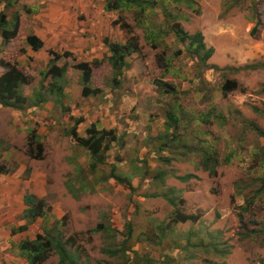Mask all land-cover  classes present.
Here are the masks:
<instances>
[{"label": "rangeland", "instance_id": "obj_1", "mask_svg": "<svg viewBox=\"0 0 264 264\" xmlns=\"http://www.w3.org/2000/svg\"><path fill=\"white\" fill-rule=\"evenodd\" d=\"M159 4L151 26L164 32L166 26L160 24L166 15L161 10H169L179 17H169L171 24L179 22L189 34L201 32L214 54L203 66L187 51L188 44L179 43L174 35L161 36L153 44L133 13L121 14L142 50L130 57L119 88L112 83L115 74L106 53L105 67L95 73V79L105 78V129L114 130L121 139L107 152V160L119 159L118 173L131 180L134 192L109 180L102 189L88 192L74 186L77 191L82 189L77 192L78 200L66 194L63 182H76L71 177L75 166H86L88 154L74 139L63 136L53 121L44 125L48 134L40 159L36 158L37 146L28 148L27 140L25 150H18L25 154L26 171L21 177L35 169L48 174L52 183L46 199L51 208L49 226H55L64 238L74 239L75 250L87 264H121L120 259L101 251L104 238L92 231L101 223L119 230L117 244L111 242L115 247L127 240L125 225L131 224L134 234L129 245L153 260L148 264L223 262L211 246H196L201 239L229 250L227 264H264V191L260 190L264 137L246 125L255 123L264 131V0H193L192 4L159 0ZM111 14L105 13V19L110 17L112 22L118 17ZM13 48V56L20 58L22 49ZM251 65L258 69H245ZM159 82L177 91L171 93ZM229 82H236L237 89L227 91ZM168 113L180 120L176 130L166 129ZM9 121V114L0 112V163L13 174L23 164L21 157L8 159L6 153L12 143H20L10 138ZM71 124L66 125L69 130ZM167 140L173 141V148L161 150ZM205 151L217 160L214 173L202 167ZM104 168L108 174L110 166ZM157 173L167 176L159 182L154 179ZM183 176L190 179L183 182L179 179ZM164 193L176 197L180 212L197 219L175 224L173 230H164L165 239L154 240L156 225L171 222L175 210ZM152 194L159 197H145ZM40 226L30 225L31 230L19 234L20 240L35 238L42 232ZM15 242L10 252L14 257ZM16 263L22 264L20 259L12 262ZM57 263L55 255L46 264Z\"/></svg>", "mask_w": 264, "mask_h": 264}, {"label": "trees", "instance_id": "obj_2", "mask_svg": "<svg viewBox=\"0 0 264 264\" xmlns=\"http://www.w3.org/2000/svg\"><path fill=\"white\" fill-rule=\"evenodd\" d=\"M8 2L9 0H2ZM179 2L181 0H175ZM185 2L192 4L193 0H185ZM160 8L159 0H106L105 11L114 12L117 14L116 20L112 22L113 26H119L121 29L127 31L128 39L126 42H116L109 38L104 39L105 47L107 51V61L114 71V78L112 83L116 87L121 86V80L124 78L126 70L130 67L128 59L137 53H140L142 47L137 36H135L132 31L131 26L123 19L121 14L123 13H133L134 20L137 25H144L147 39L151 42L156 43L157 39L161 36L168 37L174 35L176 40L181 44H188V52L192 54L193 57L201 65H206L207 61L212 58L214 54L213 48H208L204 36L201 32L196 34H189L186 32L179 22L175 21L171 24L169 17L174 20H179L178 16H173V14L166 9H162L166 15L161 22L160 27L166 26L164 32L158 30L151 26L152 16L157 13V8ZM162 25V26H161ZM19 30V16L14 17V21L9 23L7 21V16L5 13L0 12V34L3 38L4 45L10 43L14 38L18 36ZM162 34V35H159ZM27 44L33 48L35 51L44 48V42L37 36H29L27 38ZM50 60L48 68L41 72V79L39 80L38 88L33 91L32 94L26 95L25 88L32 85L34 77L26 75L17 66V64L11 62H0V64L7 69V71L0 76V105L5 108H11L14 110H22L25 108L38 107L46 102L52 101L56 105L64 106V100L66 98L65 87L68 83L67 72L70 68V64L67 59L73 58L70 53L59 54L53 50L49 51ZM66 59V60H64ZM76 62V59L73 58ZM105 63V58L94 60L92 63L80 62L73 64L72 68L79 70L82 73V96L85 98L94 96L97 97L102 95V90L92 87V77H93V67H101ZM245 69L256 70L257 65L245 66ZM51 79L50 83L47 85L45 82L47 79ZM158 85L166 86L169 88L171 93L177 91L174 86L164 84L159 82ZM228 90L234 91L237 89L236 82H229L226 86ZM226 91V90H225ZM65 110V108H64ZM169 120V121H168ZM167 120V131L171 129L176 130L180 124L179 118L174 113H168ZM81 119H76L74 125L69 130L68 134L75 140L78 147L82 148L84 151L89 152L90 164L88 167L83 168L79 165L78 172L80 176H83L84 183L88 181L92 183L91 186H81L82 189L88 191L94 190L95 186L101 182H108L109 180H116L120 185L129 188L134 192L135 188L131 180L118 173L119 159L114 160V163L108 162L107 152L111 149L112 145L120 141L116 132L114 130L103 129L100 130L93 124L86 129L84 136H80L77 131V125L80 123ZM253 131H255L260 137H264V131L259 128L255 123H250ZM35 139V138H34ZM33 138L30 139L29 147L32 148L34 141ZM172 140H167L162 143L160 149L163 150L164 147L167 149L173 148ZM38 154L36 158H41L43 153V145L38 143L37 145ZM228 162V161H227ZM262 166H264V159L262 161ZM110 166L109 173L106 174L104 166ZM217 160L213 158L211 152L205 151L204 159L202 161V167L206 171L214 173L216 171ZM12 172L11 168H7L6 165L0 163V174H9ZM166 173H157L154 179L160 182V180L165 179ZM92 177L93 180H90ZM183 182L190 179V176L179 177ZM260 190L264 191V180ZM67 188L71 193L75 192V198H78V193L81 190H76L73 185L67 183ZM258 192L257 194H260ZM145 197H159L158 194H152L151 196ZM163 197L175 208L170 219L171 222L163 224L161 226L156 225V237L165 239L167 235L164 230H173V225L186 223L189 221H196L197 217L193 215H186L179 210V204L176 201V197L171 196L169 193H164ZM25 203L28 208L24 212V219L28 223L24 226L14 228L12 234L16 235L28 230L29 225L35 223L38 219H43L44 221L49 220V213L51 208L48 206L44 199H39L33 194H29L25 197ZM240 222L242 223L244 217L240 216ZM125 230H127V240L122 242L119 247H115L117 244L116 234L119 232L114 226H105L104 223L98 225L94 233H101L103 239V247L101 249L102 253L108 254L112 258L120 259L121 264H148L153 260L150 259L148 255H142L138 250H135L136 246H130L129 242L133 238L134 229L131 224L125 225ZM264 231V230H263ZM105 239L108 243L105 244ZM114 241L116 244H112ZM153 239H150L149 244L154 245ZM152 242V243H151ZM138 243H142L138 241ZM76 241L72 238H64L60 231H57L55 226L44 227L42 232H39L34 239H25L18 244V254L25 261L26 264H46L53 256H58L57 264H87L83 262L82 255L75 250ZM211 246L215 254L223 258V262L219 264H227L225 260L226 256L229 254V250L221 249V244L217 242H205L201 239L199 244L196 246ZM188 248L185 247V250ZM170 260V258H168ZM85 261H88L87 257ZM172 261V260H171ZM169 261V263L171 262ZM103 264V263H101ZM218 264V263H212Z\"/></svg>", "mask_w": 264, "mask_h": 264}, {"label": "crops", "instance_id": "obj_3", "mask_svg": "<svg viewBox=\"0 0 264 264\" xmlns=\"http://www.w3.org/2000/svg\"><path fill=\"white\" fill-rule=\"evenodd\" d=\"M0 1V12L6 14L9 23L14 21L16 15L19 16V30L16 38L4 45L0 34V62L4 60L5 62L17 64L23 73L34 77L32 85L25 88L26 95L32 94L38 88L41 72L48 68L50 50L59 54H72L76 62L70 57L67 59L69 64H71L70 60L75 63H92L94 60L105 58V53L108 54V49L104 43L105 38L122 43L128 39L127 31L119 26H113V20L111 22L110 17L107 20L105 19V13H113L117 17L116 13L105 11L106 0ZM33 35L44 42L43 49L35 51L27 44V38ZM15 46H19L22 49L20 58L13 56L16 52V49L13 48ZM128 62L130 64V58ZM72 66L70 65L67 72L68 83L65 87L66 98L64 106L56 105L52 101L38 107L22 110L5 108L0 105V112L10 116V121L7 124L11 135L10 138L21 143H12V149L6 151L7 154H10L8 159H12L17 155V159L21 157L19 161L23 164L19 165L17 171L13 174H0V264H12L13 261L15 262L19 259L22 264H26L18 254V244L28 238L20 240V233L13 235L12 230L28 223L23 217L25 210L28 208L25 203L27 195L33 194L45 201L50 195L49 186L52 183L48 178V174L41 173L39 169H35L28 177L24 179L21 177L26 171V166L24 165L25 154L24 152L20 153L18 150L21 148L25 150V140H27V147L29 148L30 139L35 138L30 149H33L38 143L42 144L44 148L43 138L48 134L44 125H50V121H53L54 124L52 125L60 127L62 130L60 133L63 136L72 140L73 138L68 134L69 129L66 125L72 122L71 125L73 126L78 118L81 119L77 125V131L80 136H84L86 129L93 124L100 130L105 129V78L101 82L95 79V73L104 68L105 63L101 67L92 68V87L101 89L102 95L88 98L82 96V73L72 68ZM0 70L2 72H0V76L7 71L1 64ZM123 77L125 78L126 75L124 74ZM50 81V78L47 79L45 84L47 85ZM123 101L124 103H129L135 100ZM123 109L126 111L125 108ZM84 152L88 154V164L86 166L83 165V168L88 167L91 161L89 152ZM77 167L79 168V166H75L76 171L72 172L74 175L71 176L72 180L76 182L72 183L68 180H65V183L63 182L66 187V194L68 192L76 200L79 198H75V192L71 193L69 191L67 183L77 186V188H81L83 185H92L89 181L84 183L83 176L79 175ZM72 173L69 175H72ZM90 180H93L92 177H90ZM103 186H105V182L101 181L95 186V190L102 189ZM3 189L4 191L2 192ZM30 225L28 230H31ZM33 225L37 227L41 225L40 228L42 230L46 225L50 227L49 220L46 222L41 218L35 221ZM13 241H16V257L10 253L14 247Z\"/></svg>", "mask_w": 264, "mask_h": 264}]
</instances>
